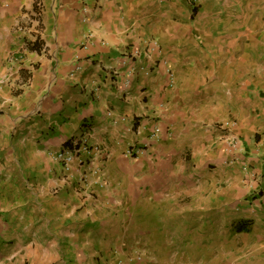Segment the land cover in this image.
<instances>
[{
  "label": "crops",
  "instance_id": "0c3cea01",
  "mask_svg": "<svg viewBox=\"0 0 264 264\" xmlns=\"http://www.w3.org/2000/svg\"><path fill=\"white\" fill-rule=\"evenodd\" d=\"M186 196L264 217V0H0V264H153Z\"/></svg>",
  "mask_w": 264,
  "mask_h": 264
},
{
  "label": "rangeland",
  "instance_id": "374dc122",
  "mask_svg": "<svg viewBox=\"0 0 264 264\" xmlns=\"http://www.w3.org/2000/svg\"><path fill=\"white\" fill-rule=\"evenodd\" d=\"M205 30L209 31L210 29ZM210 31L217 32L220 30L216 28ZM213 35L215 34L213 33ZM196 36L201 47H205V35H202V37ZM207 39L208 42L211 41V38L207 37ZM181 65L182 67L189 66L188 61H184ZM190 65L195 64L191 62ZM206 108L204 107L205 112ZM218 109L211 108L212 125H218L219 123L220 111ZM197 113H200V111ZM185 144L188 147L191 146L190 142ZM195 147L200 148L201 143L196 141ZM211 173L213 176L214 174L217 175L213 171ZM244 176H242L244 180L249 179L248 177L244 178ZM180 184L181 188H184L181 191L186 190L188 182L185 181ZM195 194L196 199H199V196L203 198V193L200 190L196 191ZM189 198L187 196L181 197L180 202L177 204L161 205L160 213H162L161 217L164 220H160L159 223L162 224L164 233L173 234L174 240H172V244L158 252L156 259H153L151 263L264 264V252L256 250L255 247L261 248V245L264 246V231H262L264 229V217L263 219L260 218L262 217L260 204L256 203L261 211L253 208L254 206L251 203H246L245 207L234 205V207L229 208L233 205H228L229 209H223V206L221 208L213 199L210 203L203 204L197 200L195 203L190 204ZM245 200L242 201L245 202ZM176 208L179 209V212L174 211ZM171 213L174 214L171 215ZM245 222L248 224L249 230L244 233L237 232L236 225ZM167 239L169 238L167 237ZM136 254H142V258L137 261L141 262L145 258V252L139 250L126 253L123 257H133Z\"/></svg>",
  "mask_w": 264,
  "mask_h": 264
},
{
  "label": "built area",
  "instance_id": "2783aa9c",
  "mask_svg": "<svg viewBox=\"0 0 264 264\" xmlns=\"http://www.w3.org/2000/svg\"><path fill=\"white\" fill-rule=\"evenodd\" d=\"M91 149L98 151V147H89L87 139L85 137L71 139L67 144L63 145L58 150H52L49 155L52 159L56 160L65 172H70L75 163H80L81 173L79 181L81 183H87L90 177L95 179L94 183H101L103 180V173L101 168L96 164L91 155ZM130 154V151H128ZM142 254H136L135 256H128L124 259H118L116 264H132L134 261L140 260Z\"/></svg>",
  "mask_w": 264,
  "mask_h": 264
},
{
  "label": "trees",
  "instance_id": "16d2710c",
  "mask_svg": "<svg viewBox=\"0 0 264 264\" xmlns=\"http://www.w3.org/2000/svg\"><path fill=\"white\" fill-rule=\"evenodd\" d=\"M235 228L237 232H247L249 230L246 222L237 224Z\"/></svg>",
  "mask_w": 264,
  "mask_h": 264
}]
</instances>
